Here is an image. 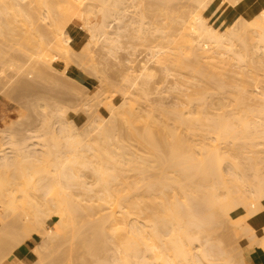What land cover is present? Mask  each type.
<instances>
[{
	"label": "bare ground",
	"instance_id": "obj_1",
	"mask_svg": "<svg viewBox=\"0 0 264 264\" xmlns=\"http://www.w3.org/2000/svg\"><path fill=\"white\" fill-rule=\"evenodd\" d=\"M51 1L54 2L58 8H60L59 11H61V15L60 12H57V7L52 9ZM193 1L197 3L198 9L193 8L194 10L192 11H195L196 9V12L194 13L195 15L190 12V15H193H189L190 18H188L190 20L185 17V20L181 21V24L177 23L181 25L180 28L178 27V33L175 35L168 34L169 31L167 32L161 28H157L156 31L160 32V34L162 33L164 38L165 36L168 37L169 43H175L174 50L177 52H173L175 54L178 53V55L184 54V56H186L185 58L187 62L190 52L191 54H196L197 52H193V38L190 37L192 33L189 31L193 30L192 32H196L197 35H199V38L197 39L199 45L198 49L201 50L200 52L204 57V60L202 59L204 62L200 59L197 61L198 63H196V66H199L197 68L200 69L199 72L203 76V82L205 83L214 79V82L216 83V89H221L222 91L224 86H222V82L224 81L223 77L227 78L229 74L226 73L225 70L224 72L222 71V69H224L223 67L222 69L219 67L221 71L216 70L215 68H217V66L213 64L212 60L218 57V61L225 63V65H230V63L233 65V62H236L235 60L239 62L241 61L239 63L241 64L242 61H245L246 57L249 58V55L251 56V53L254 54L256 51L259 52V50H261L260 52H264V0ZM20 2L19 0H4V5L2 8H0V13H2V11L5 9L8 10L7 8H11L10 10L13 9V12L17 11L19 15L22 16L21 13H24L26 10L24 11L23 8V10L21 9ZM36 2L41 9L43 8V11L44 8H46L47 10L45 9V11H48L49 13L54 11V15L55 13H59L61 16L57 21H53L55 27L51 23L55 30L50 32L52 33L50 41L48 40L47 42V40L44 39H47V37H45V35L40 32L38 21H41V19H48L49 17H52L53 19L55 18L54 20H56L59 15H57V17H55L56 15L53 17V13L51 14L52 16H50V14L47 15L48 12H46L47 14L45 13L41 19V16L37 19V15H35L36 17L32 15L33 12L26 14V11L23 14L24 20L22 18V23H29V34H31L30 32L35 34L38 33V39L36 40L38 43H34L38 45L37 47H39L44 54L46 53V57H44L46 58L47 62L53 66L55 64V67L58 66L61 69L63 67H69L67 65L70 64V53H75V56H77V54L81 55L86 48L88 51L85 50V53H88L90 48L89 44L100 37H103V39L107 42L112 41V43H114L119 41L121 33L123 32L122 29H126V27L129 25L132 26L137 24L138 32H136L138 34L141 33V35L142 32H144L142 30H145L144 14L140 15L138 19L131 17H129L128 21L126 19L128 17L127 12L130 11V7L137 6L141 0H35V3ZM31 8L33 7L31 6ZM30 10H28V12ZM6 14H8L7 11ZM13 14L11 12L12 16L15 15ZM29 14L31 15L29 16ZM31 16H34L35 19H32ZM170 17L172 18V16ZM14 18H12V21H14ZM112 18H115L117 22H119L116 39H114L115 37L113 38L110 36L108 31V27L110 26L109 21ZM124 20L127 22L125 23ZM167 22L169 24V21ZM0 23H2V21ZM2 24H0L1 27ZM175 24L176 23H174V25ZM28 25L23 26V29L24 27H28ZM70 25H75L77 28L86 33L85 43L79 50H76L73 46L74 39L68 31ZM6 26L8 25L6 24L4 27ZM45 28H47V25ZM135 28L136 26H134V29ZM253 28H258V30L261 29L262 32L259 31L260 35H257V29H254V35L258 37L252 34L251 31ZM3 29L5 30V28ZM49 29L50 28H48V30ZM10 30L14 31L11 28ZM245 30H250L251 33L248 34V31L246 32ZM243 31H245V36L242 34ZM24 33V35L28 34L26 31H24ZM50 33L48 31L46 34L50 35ZM193 34L196 35L195 33ZM247 34L249 35V38H247ZM252 35L254 37H251ZM27 36L30 37L31 35ZM234 38L239 40H236L238 41L236 42V45L239 43V47L242 46L241 50L239 51L237 50L240 49L239 47L234 50ZM178 39H180V41ZM33 40L31 41L33 42ZM226 40L228 41V44H226ZM31 41L29 43H31ZM207 42L210 44H212L211 42H214L217 46L224 48L225 51L223 50L224 52H216L219 53V56L217 54L215 55L213 54L214 52L211 51V47H207ZM249 50L250 54L248 55ZM154 52L155 55H153L157 57L162 53V51L159 50H155ZM226 52L229 54L228 57H223V54ZM263 52L262 55H264ZM87 53L86 55H90ZM256 54L258 53L256 52ZM86 55L84 56L86 57ZM165 55H167V52ZM253 56L252 59L251 57L249 58L251 61L248 58L247 61H249L250 64L257 62V65L260 66L262 63L261 61L263 60L259 61L258 58L260 63L259 65L258 61L253 59L255 58ZM175 57H177L178 60L177 58H174L177 60H173L177 63L174 65L177 66L179 63V65H182V61L180 60L181 58L179 56ZM195 57L193 59L198 58ZM157 60V62H159V57ZM229 60L230 63H228ZM252 60H254V63H252ZM201 61L204 63L203 65H200L202 64ZM190 62L191 61H189V64ZM147 63L148 62L142 63L139 74H137L135 79H132L131 82L129 80V76H125L126 79L132 83V87L133 85H138V78H142L141 80H144L145 78H149L154 75L153 72L155 71H153V68H151ZM250 64H248V66H250ZM179 65L178 67H180ZM193 65L195 64L193 63ZM255 65L256 64L253 66ZM31 66L32 68L35 67L32 72L35 73L34 71H36L35 69L37 66ZM251 66V71L249 70V74L247 71V78L260 84L262 86V89L260 88L262 90L261 92L259 91L258 93L257 91L251 89L253 87H251L249 85V81L247 82V80L244 78L242 79L244 80L242 81L243 83L238 82L239 78L237 82L234 81L240 75L239 72H237L238 70H235L239 75L237 74L236 78H234L236 73H233L234 75L231 76L234 77H230L233 78V81L237 83L236 85L234 83V85L232 84L234 89L231 91L232 94L230 96L232 98L230 101L227 100L228 98L226 99L230 104L221 103L222 107H216L217 109L214 106L217 112L212 110L213 112H210L209 114L207 109L210 105H212V101L210 99L211 97H208V92L211 89L207 90L209 88L202 87L203 83L201 82V86L196 84L198 85L199 89L197 91L195 90L197 93L193 92L195 96L192 93L191 95L194 97L189 95L191 98H189L188 101L186 100V104L188 105H194V103L198 104V109L195 111V113H199L198 116H195L197 114L194 115V111L192 112V110H187L186 112L183 109H177L178 107L176 108L177 110H171L174 111L172 112L173 114L171 113L173 116L172 119L176 122V124L178 123V125L182 127V132L186 129L190 131L193 130L192 128L194 124L196 125L198 122L200 124V130L204 132L206 131L211 135V140L206 141H209L208 143L204 144L205 141H202L201 143L203 144H198V147L195 143H193L194 145L191 144L192 141L189 140V142L186 139V136L184 137V134L179 131L181 128H177V131L174 130L175 128L173 127V129L168 128L169 126H165L164 123V125H162V122L160 125L157 122V124H155L156 120L153 121L149 116L148 118L146 117L147 119L144 121L145 123L142 125L138 124L139 122L137 118L140 117H138V113L136 114L138 116L134 114L133 110L135 106H130V101L128 109H125L124 105L127 104L130 99L128 102L123 101L125 99L127 100V98L124 96L122 97L125 99L122 98V102L119 101L121 102L120 104L113 100L115 103H112L117 105L112 104V106H110L111 109L109 112L110 115H113V117L111 118V122L109 124L107 123L108 125L105 126V123L102 124L104 121L101 120L102 123H100V125L102 124L104 126L100 127L99 124H96L100 121L95 122L96 127L99 125L101 129L98 127V131V128L96 129L94 126L98 132H96V137L94 136L95 141L93 143H90L88 138L85 139L83 137L85 142L81 137L78 139L76 133L74 134V132L71 131L72 128H70L69 125L67 126L68 128L64 127L65 125H62L63 127L60 125L61 127L59 129V133H57L61 134L65 140L63 143L58 142L57 140L56 144H52L53 146L55 145V147H57V151H55L56 153H52L53 151L50 150L52 147H47V150H50L48 153L53 155V159L51 160L52 169L49 170L48 168V171L46 168L44 169L40 166L37 167L32 160H29L36 157L35 152L37 148H33L35 144L32 143V145H30L32 146L31 148H29L28 144L26 146L23 145L24 148H17V154L12 153L13 151H10L11 153L9 154H14V157L8 154L9 150L6 151L8 146L2 147L0 149V170L2 171V169H7L5 171L3 170L2 172H5L6 176H3L10 181L4 178L0 171V176H2L6 182L8 181V183H6L4 182L5 180L3 181V179L0 177V180L2 181H0V223H3V227L0 228V230L2 229L3 231L0 232H8L7 234H9V236L13 234V237H11L14 239V241H16V243L19 242V244L22 241L20 239L19 233H16L17 230L19 231L22 229L21 231L27 239L33 235H37L40 240L38 241V244L34 246V249L32 248V254L36 257V260L33 262V264H53V250L60 247L67 241L71 242V245L72 242L73 244L75 243L76 246L75 240H77V245H79L78 241L80 242L79 246L82 251H80V249L79 251L81 253L86 252L85 254H87L89 252L90 255H96L97 257L99 251L100 254H102L104 252L101 250H106L108 245L105 248L103 240L105 238H110L108 236H111L110 239L115 236L114 240L118 236L121 238L120 240L117 238L115 242L118 244V241H120V244H116V247L119 248L118 250L122 255L117 253L120 256L118 258L117 256L113 258L114 255H112L113 261L111 262L113 263L110 262L111 259L109 257L110 260L107 258V263L105 262L107 259H102L103 262L99 261L98 264H108L109 262L110 264H148V261L152 260L148 259V257L153 258L157 264H234L235 258L233 257L234 255L230 253L231 250L227 248V246H223L221 239H218L220 237H217L216 235V239L214 236L223 227L224 229H228L229 224H227L228 222L226 218H229L231 221L235 222L234 225L239 224L241 226L238 227L239 229H235L236 233L243 228L242 226L246 224L243 230L247 232L248 237H254L252 238L253 240L251 237H249L247 241H253L255 243V237L259 235V239L256 237L255 244H260L259 248L264 255V77L262 76L263 71L260 70L262 68L264 69V64L263 66H260L262 68L259 67L260 69H258L259 72H262V75L256 72V67L258 66H252L255 68V71L253 68H251ZM162 67L166 66L162 65ZM32 68L29 67L30 70ZM198 69L195 70L194 68L193 70L197 72ZM162 70L166 72L167 69L165 70L162 68ZM241 70L243 69H240V72ZM232 71L233 70H231V72ZM243 71L242 73L244 74ZM35 74L37 75V73ZM225 74L228 75L225 76ZM242 76L245 77V75ZM0 77L3 78V76ZM7 79L10 80L8 77ZM7 79H5V81ZM5 81L3 79V82ZM19 82L21 90H28L31 87V84L26 80L22 79ZM145 82L147 83V81H143L142 83L146 84ZM205 84L207 85L208 83ZM139 85L141 84L139 83ZM252 86L254 85L252 84ZM255 90H257V88ZM226 97H229V95ZM254 97H258L260 101L259 103L258 99L255 98V100H257L256 102L259 103L258 106H256V102H254L256 105H253V103L250 104L251 100H253L252 98ZM212 106H210L211 108H209V111L213 108ZM165 111L166 110L163 112L165 113ZM168 113L170 114V112ZM168 113H165L167 114V117L170 116ZM94 120L96 121V119ZM122 127L125 128V133L127 132L131 138L137 140L141 145L148 147V149H146L148 151L143 152L147 155L143 156V153H139L137 151L136 152L141 154V156L136 154L131 156L129 155L130 152L127 151L126 146H128L130 142L127 144L125 143L127 142V139L123 140L125 137L121 135V129H123ZM198 127L199 126H197V129ZM194 129L196 128L194 127ZM118 130L122 136V139L120 136H118V139L120 138L121 140L119 139V141L116 143L117 145H115L113 140H117V137L115 138V134H117L116 132H118ZM0 132L6 135V133H8V129L0 130ZM207 133L205 136H208ZM56 134L53 136L58 139V134ZM84 135L87 137L89 136V134L87 135L85 133ZM8 137L10 138V136ZM6 143L7 141H4V144ZM52 143H54V139ZM43 144V146L48 145L45 143ZM16 146L17 145H15V147ZM245 148L248 149L251 154H253L251 156L247 151L251 157L247 156V153L246 155H243V158L246 161L248 159L247 166L245 164L246 161H243L245 165L244 169H247V171L249 170V172L251 171V174H247L248 172L246 170H241L243 167L241 165L243 163L241 165H239L240 162L238 163V165L241 166V169H238L237 167L239 166L229 160V157L231 158V156H235L239 149L240 151L243 149L242 151L245 152ZM131 149L134 150V148ZM233 150L236 152L234 155L232 154L230 156L231 151ZM244 152L242 154H245ZM87 153L92 154L90 158H88ZM37 158H40L38 157V154L36 160H38ZM44 163L45 161H43L42 164ZM226 163L229 164V168L227 167L228 170L225 169L227 172L224 170V164L226 167ZM14 165H20L21 172L20 168L18 167L12 170L9 169ZM17 168L19 169L18 171H16ZM81 169L91 172V177L93 175L94 181L92 180L91 183L88 182L89 180L87 181L85 179L87 178V175L85 177V173L83 170L81 171ZM15 171L19 174L21 173L20 176H15ZM129 171H132L135 174L134 179L132 180H129V176L126 175ZM81 172H83L84 176ZM18 173H16V175ZM11 174L12 176L14 175V181L10 179ZM19 178L21 179L17 181ZM20 182L23 183L20 184ZM33 187L41 192L40 197L38 195L37 196L42 200L32 198L30 195H28L30 194V191L26 194V190L28 188L32 189ZM74 187H76V190H80L81 192L79 193L78 191L77 194L75 193L76 191L73 192ZM17 192H21L20 196L22 194V197L25 200H22L23 198L20 197L18 198ZM35 194L36 193L34 192V195ZM85 196L87 199H85ZM85 202L91 203L84 204ZM17 203L21 204V206H19ZM18 207L23 208H19L21 209L20 211L17 209ZM15 209H17L16 213L18 214H16V217L19 216L18 218H16L14 215L16 211ZM23 209L25 210V213L23 212ZM94 209H98L99 211L101 210L100 213L102 211L103 212L99 215V213H97L99 211L97 210L95 212ZM5 210L13 211H8L6 213ZM91 211H93L96 216L98 214L99 217H96L95 214L93 215ZM13 212L14 214L12 215ZM10 213L11 216L8 215ZM6 214L9 216V218L12 217L10 218V220L13 219L12 223L8 220L9 218ZM6 217L8 219H6ZM230 220L228 221L230 222ZM81 226H86L87 229L85 231L83 230L82 232ZM15 228H17V230H15ZM230 230L232 232L234 228H230L228 234L226 233V230V234H224L225 236H229V238L230 236L232 237V234H234V232L231 233ZM85 232L87 235L83 234ZM229 233L231 234L229 235ZM213 238H215V240H213ZM257 240L260 241L257 242ZM105 242L107 244L108 241ZM251 245L253 244L251 243ZM238 246L241 248L240 245ZM239 247L237 249H239ZM83 249L85 251H83ZM65 252L67 253V250ZM61 253L63 254V252ZM61 253L60 257L63 256ZM101 256L102 255H100V257ZM22 262L21 264H24ZM58 262H60V260ZM155 262L153 263L155 264ZM85 264H87V262ZM244 264H247V262L244 261Z\"/></svg>",
	"mask_w": 264,
	"mask_h": 264
},
{
	"label": "rangeland",
	"instance_id": "obj_2",
	"mask_svg": "<svg viewBox=\"0 0 264 264\" xmlns=\"http://www.w3.org/2000/svg\"><path fill=\"white\" fill-rule=\"evenodd\" d=\"M19 2H20V0H19ZM0 4H1L0 8H2L4 5V0H0ZM20 4H21V9L23 8L24 11L25 10L27 11L26 14L33 12L32 15H34V16L37 15V17L35 16L37 19L40 16H41L40 17V19H41L42 16L45 15L46 12H48V11H45L46 8H44V11H43V8L41 9L38 6L37 2L35 3V0H33V1L32 0L31 1L30 0H21ZM53 4H54V7H53ZM31 6L33 8H31ZM51 7L53 9V8L57 7V5H55V3L51 1ZM193 8H197V3H195V1H193V0H141V2H139V4L137 6L130 7V9H129L130 11L127 12L128 17L126 19H127V21L129 19V17L138 19L140 17V15L144 14L145 30L144 29L142 30V31H144V32H142V35H141V33H139V34L137 33L138 32L137 31L138 25L135 24L132 26L131 25L127 26L126 29L124 28L125 30L122 29L123 32L121 31L122 32L121 37H120L119 41H117V42H114V43H112V41L107 42L106 40L103 39V37H100L99 39L94 40L91 42V44H89V47H90L89 52L88 53L86 52V53L90 54V55H86V53H85V50H87V48L84 50V52H82V54H81L82 56L80 54H77V56H75L76 55L75 53H73V54L70 53L69 54L70 64L67 65V66H69V67H66L67 69L64 67H63L64 69L63 68L61 69L58 66L55 67L56 66L55 64L53 66L47 62V60L45 58L46 53L44 54L41 51V49L39 47H37L38 45L36 44V43H38V42H36V40L38 39V35H37L38 33L35 34L33 32H30L31 34H29L28 33L30 31V30L28 31V29H29L28 24L29 23L26 24L27 23L26 22V23H24L25 25L22 23L24 20L23 14L26 11L24 13H21L22 16L19 15V13L17 11L13 12V9L10 10L11 8H7L8 10L5 9L4 10L5 12L2 11V13H0V17L1 18L3 17V18L2 19L0 18L1 19L0 22L2 21L3 24L2 23H0V24H2V27L5 28V30L0 26L1 27L0 28V76H3V78L0 77V130L8 129V133H6V135H5V134H2L0 132V142H1L0 143V149L2 147L8 146V148H6V151L9 150L8 154L11 153L12 151H13L12 153L17 154V152H18L17 148H22L23 145L26 146L27 144H28L29 148H31L32 146H30V145H32V143H33V144H35V146H33V148H37L35 155L37 157V154H38V157H40V158H37L39 161L36 160V157L29 159V160H32L33 163L37 167L40 166L41 168H44V169L46 168V170L48 171V168H49V170L52 169L51 160L53 159V155H50L48 152L51 150V151H53L52 153H56L55 151H57L56 150L57 147H55V145L53 146L52 144H56L57 140H58V142H62V143L65 140V139H63L61 134H58L59 129L62 125L63 126L65 125L64 127H66V128H68L67 126L69 125L70 128H72L71 131L74 132V134L76 133V136L78 139H80L79 137H81L82 140L84 138L85 139L88 138L89 139L88 141L90 143H93L95 141L96 132L99 131L100 127L104 126L102 124L105 123V126H106L112 120L111 118L113 117V115L112 114L110 115V112H109V110L111 109L110 106H112V104L115 102L120 104L123 100L122 98H124V97H126L127 100L124 98L125 100H123V101L128 102V100L130 99L128 103L125 102V103H127V104H125L127 106L124 105L125 109H128V107H129L128 105H130L129 104L130 101H131L130 106H135L134 110H133L134 114L136 115L138 113L139 116L138 115H136V116L140 117V118H137V120L139 122L138 124L142 125L143 123H145L144 121L149 116L152 118L153 121L156 120L155 124L158 123L160 125V123L162 122V125L165 124V126H169L168 128H171V129L175 128L174 130H177V131H178L177 128H181V129H179V131L182 132L181 131L182 127L180 125H178V123L176 124V122L172 119L173 118L172 112H174V111H171V110H173V109L175 110L177 107H178L177 109H183L186 112H187V110H190V111L192 110V112L194 111L193 114L194 115L197 114L195 116H198L199 113H195V111H197V109H198L197 108L198 104L197 103H194V105L193 104L192 105L186 104L188 99L191 98V96L194 97L195 96L194 93H197V92H195V90L197 91L199 89L198 85L201 86L203 83L202 87L209 88L207 90H210V89L213 90V91L210 90L208 92L210 95V96L208 95V97L209 98L211 97L210 99H211L212 105H213V106L212 105H210V106H212L213 108H214V106H215V108L216 107L221 108L222 107L221 103L225 104V103H228V101H230V99L232 98L230 96L232 94L231 91H233V89H234V87H232V86L234 84L235 85L237 84L236 82H237L238 78H239V80H238L239 83L240 82L243 83L242 81H244V80H242V79L244 78L245 80H247V82L249 81V83H250L249 85L251 87H253L251 89H253L254 91H257L258 93H259V91L261 92L262 86L260 84H258L257 82L247 78V76L249 74L250 66L251 65L253 66L254 64H256V65L253 67L258 66L257 62L254 63V60H252V63H254V64H250V62L247 60L250 57L252 59V56L254 55L253 57H255V58H253V59H256V61H258V58H259V61L260 60L264 61V58H263L264 55H262L263 51L262 52H260L261 50H259V52L256 51L258 54H256V52H255L254 54L251 53V56H250L249 55L250 50H249L248 51L249 53L247 52L249 55V58L246 57L245 61H242L241 64H239L241 61L239 62V61L235 60L234 58L233 59L236 62H233V63L235 65L234 64L232 65V63H230V60H229L228 63H230V65L227 64L229 66L225 65V63L219 62L218 57L215 58L214 60H212L213 64L217 66V68H215L216 70L221 71L220 68L222 69V67H223L224 69H222V71L224 72V70H225V72L229 74V75L227 74L228 76L225 74V76H227V78L223 77L224 81L222 82V86L224 85L227 89L223 86V89L221 91V89L220 90L216 89V83L214 82V79L211 81L205 82V83H208L207 84L208 86H207L203 82L204 79L202 78L203 76L199 72L200 69L197 68L199 66H196L197 65L196 63H198L197 61H199L200 59L204 60L203 54L200 52L201 50L198 49L199 45H198L197 39L199 38V35H197L196 32H192L193 30L189 31L190 29L188 30L190 33H192V35L190 37L193 38V40H192L193 41L192 42L193 52H196V51L197 52H196V54L192 53L193 55L191 54V52L189 55L185 54V55H188V57L190 58V59L187 58L188 59V62H187V60L185 58L186 56H184V54L178 55V53H176V54L174 53V52H177L174 50V44L175 43L174 44L169 43L168 37L165 36V38H164V35H162V33L160 34V32L156 31L157 28H161L167 32L169 31L168 34H174L175 35L176 33L179 32L178 27L180 28L181 21L185 20L184 19L185 17L188 18L190 15V12L193 15H195L194 13L196 12V9H195V11H192V10H194ZM52 9H50V10L53 11ZM56 9L58 10L57 12H60V15H61V11H59L60 8L57 7ZM56 9H54V10H56ZM28 10H30V11L28 12ZM35 10H36V12H35ZM6 11L8 14H6ZM11 12H12V14L14 13L15 15L13 14L14 16H12ZM52 13H53V17L55 15H56L55 17H57V15H59V13H55V15H54V11ZM52 13L48 12V14L47 13L46 14L47 15L50 14V16H52L51 15ZM192 14L190 16H193ZM30 15L31 14H29V16ZM60 15L57 17L56 20H54L55 18L53 19L52 17L48 16L49 17L48 19H45V20L41 19V21L40 20L38 21L39 22L38 24L40 27L39 30L43 35H45V37H47V39L43 37L45 40H47V42H48V40L50 41V38L52 37V33H50V32H53L52 30H55L54 29L55 25L53 24V21L54 22L57 21L58 18L61 17ZM34 16L33 17L31 16L32 19L33 18L35 19ZM170 16H172V18ZM175 17L177 18V20ZM12 18H14V21H12ZM22 18H23V20H22ZM125 20H124V22H125ZM167 21H169V24ZM233 22H235V21H233ZM4 23H5V25L6 24L8 25V26H6L7 28L4 27L5 26ZM51 23L53 24L54 27L51 25ZM118 23L119 22H117V20L115 18L114 19L112 18L109 21L110 26L108 27V31L110 33V36H112L113 38L115 37L114 39L117 38L116 33L118 32V26H119ZM174 23H176V24L174 25ZM177 23H180V24H177ZM235 24H237V23H235ZM27 25H28V27H24V29L26 28L24 30L23 26H27ZM46 25H47V28H45ZM134 26H136V28H135L136 30L134 29ZM174 26H175V28H174ZM239 27H240V25H239ZM10 28L14 31H11ZM48 28H50V29L48 30ZM169 28H171V29H169ZM254 29L255 28H253L251 31L253 35L255 34L254 31L256 29H257L256 30L257 35H260V32H262L261 29H259V30H258V28H256L255 30ZM47 30L49 31L50 35L46 34L48 32ZM24 31H26L28 33V34L26 33L27 35H31L32 37L24 35L25 34ZM68 31L71 32V35L74 39V42H73L74 48L76 50H79L81 48V46H83L85 43L86 33L84 31L80 30L79 28H77L75 25H70L68 28ZM72 31H74V32L72 33ZM245 31L242 32L243 35H244ZM247 31L246 32L248 34L251 33L250 30H247ZM74 33H77V34L74 35ZM193 33H195L197 36L194 35ZM248 34H247L248 37L246 36L247 38H249ZM253 35L251 37L256 36V35H254V36ZM33 36H34V40H33ZM48 36H49V38H48ZM256 37H258V36H256ZM31 40H33V42ZM178 40L180 41V39H178ZM236 40H238V39L233 40L235 42L234 43L235 44L234 50L240 46L239 43H238V45H236V42L239 41V40L238 41H236ZM30 41H31V43H29ZM34 42H36V43H34ZM207 43L209 44V45L206 44L207 47H211L210 49H211V51L214 52L213 54H215V55L217 54L219 56V53H216V52L224 50V48L217 46L214 42H211L212 44H210L209 42H207ZM226 44H228L227 40H226ZM241 47H239L240 49H237V50L238 51L241 50ZM250 48H252V47H250ZM155 50L162 51V53L158 56L160 63L157 62L158 57L154 56ZM253 50H255V49H253ZM164 51H165V53H164ZM166 52H167V55H165ZM226 53L223 54V57H225V56L228 57L229 54L227 53V55H226ZM263 54H264V52H263ZM84 55H86V57ZM196 55H198V56H196ZM175 56H179L181 58L180 60L182 61V65H179L180 63L178 62L179 63L178 65L180 67H178V65L177 66L174 65V64H177L175 61L178 60V58ZM193 56L194 57L196 56L198 58L195 57L196 59H193L194 58ZM161 58H162V60H161ZM174 58L175 59L177 58V60H175ZM233 59H231V60H233ZM173 60H175V61H173ZM189 61H191L190 64L193 67V69L194 68H195V70L198 69L197 72L192 69V67L189 64ZM202 61H201V63H202ZM259 61H258V64L260 65ZM263 61H261L262 63L260 66H263V64H264ZM144 62H148L147 64L151 68H153V71H155V72H153L154 75H152L149 78H145L146 80L145 79L141 80L142 78H138L139 79L138 85L136 84L137 86L133 85V87H132L131 86L132 83H130V82L132 79H135L137 74H139V72L141 70L140 67H141L142 63H144ZM243 62H244V64H243ZM50 63H51V61H50ZM193 63L195 65H193ZM157 64H159V65H157ZM203 64L204 63H202L200 65H203ZM246 64H247V66H246ZM248 64H250V66H248ZM31 65H33V67H34V65L39 67V68L36 67V69H35L38 72L34 71L35 73H37L38 76L35 73H32L33 69L35 67L32 68ZM162 65L163 66L165 65L166 67H162ZM21 66H22V68H21ZM129 66H131V67H129ZM181 66H182V68H181ZM252 66H251V68H253ZM260 66L256 67L257 68L256 72H258L259 74L262 73V72H259V70H258V69L262 68ZM29 67H31L32 69L30 70ZM232 67H233V69H232ZM130 68H131V70H130ZM162 68H164L165 70L167 69L166 72L164 70H162ZM226 69L228 70V72ZM240 69H243L246 71L241 70V72H240ZM231 70H233V71L231 72ZM235 70L236 71L238 70L237 72H239L240 75L238 73H236ZM253 70L255 71V68H253ZM260 70L263 71V75L262 74L261 75L264 77V69L262 68ZM42 71H43V73H42ZM242 71L244 72V74L242 73ZM247 71H248V74H247ZM28 72H29V74H28ZM233 73H236V74L234 75ZM39 74H41V75H39ZM237 74L239 76L236 78ZM127 75L130 78L129 79L130 82L128 79H126V77H128ZM231 75H234L235 77L231 76ZM242 75H245V77H243ZM39 76H41V77H39ZM132 76H133V78H132ZM7 77L10 78L11 81L9 79H7ZM230 77H234V78H236V80H234L233 78H230ZM3 79H4V81H5V79H7V80L5 82H3ZM22 79L28 81L31 84V87L28 90H21L20 89V82L19 81ZM200 80H202V81H200ZM233 80L236 82H234ZM143 81H147V83L145 82L146 84H144V83H142ZM250 81L255 82V83H252ZM139 83L141 85H139ZM196 84H198V85H196ZM252 84L254 86H252ZM204 85H206V86H204ZM142 86H144V87H142ZM256 88H257V90H255ZM143 91H145V92H143ZM227 92H229V93H227ZM125 93H127L128 96ZM192 93L194 96L191 95ZM225 93L228 94L229 97H226L228 95H226ZM119 94H121V95H119ZM189 95H191V96H189ZM122 96H124V97H122ZM255 98L258 99V97L252 98L253 100H251L250 104H252V103H253V105L257 104L256 106H258L260 101L258 99L259 103L256 102L257 100H255ZM210 99H209V101H210ZM113 100L115 102H113ZM119 101H121V102H119ZM211 101H210V103H211ZM254 102H256V104ZM107 104H109V105H107ZM228 104H230V103H228ZM228 104H226V105H228ZM113 105H117V104H113ZM210 106H209V108H211ZM223 106H225V105H223ZM209 108L207 109V112H209V114H210V112H213L214 110H215L214 112H217L216 111L217 108L216 109L212 108V109H210V111H209ZM164 110H166L165 113L170 112V114L168 113V115H170L171 118H170V116H168V117L166 116L167 114H165L163 112ZM135 111H136V113H135ZM94 119H96V121ZM101 120L104 122L102 123ZM97 121H100V122H97ZM95 122H97L96 124H99V125H100V123H102V124L100 125V127L98 125V127H99L98 128V127H96ZM166 124H168V125H166ZM198 124H199L198 122L196 125L194 124V126L192 128L193 130H191V131L186 129V130H183V132H182L184 134V137L186 136L187 137L186 139L188 141L189 140L192 141L191 144L195 143L197 145V147H198V144H201V145L203 144V143H201L202 141L203 142L205 141L204 142V144H205L211 140V135L205 131L208 135V136H205L206 133L204 131L200 130V124L199 125ZM94 126L96 127V129L98 128L97 129L98 131L94 128ZM197 126H199L198 129H197ZM194 127L197 129V131H196V129H194ZM73 129H74V131H73ZM92 129L96 130V131H93ZM183 129H185V128H183ZM121 130H122L121 135L123 137H125L123 140L127 139V142H125V141L124 142L127 144L130 142L128 144V146H126L127 151L130 152V154H129L130 156L133 154L141 156V154H139V153H143L144 151H148V150H146V149H148L147 146L141 145L137 140H134L133 138H131L127 132H126L127 133L126 134L125 128H123ZM53 132H54V134H53ZM90 132H92V133H90ZM122 132H124V133H122ZM56 133L58 134V136H57L58 139L53 136ZM84 133L87 135L89 134V136L88 137L85 136ZM116 133L118 134V135L115 134V138L117 137V140L115 138H114L115 140H113L115 142V145H117L116 143L120 139V138L118 139V136H120L122 139V136L120 135L119 130ZM198 133H200V134H198ZM204 133H205V135H204ZM7 135L10 136V138ZM52 136H53V138H52ZM61 137H62V139H61ZM207 137L208 138L210 137V138L208 139ZM1 138H3V139H1ZM92 138H93V140H92ZM53 139H54V143H52ZM85 139L83 140L84 142H85ZM129 139H131V140H129ZM207 140H209V141L206 142ZM4 141H7V143L4 144ZM88 141H86V142H88ZM48 142H50V143H48ZM43 143H45L46 145L48 144V145L43 146L44 145ZM36 144H38V145H36ZM15 145H17V146L15 147ZM201 145H199V146H201ZM42 146H43V148H42ZM10 147L14 148V149H11ZM47 147H49V148L52 147V148L50 150H47ZM131 148H134L135 151L132 150ZM40 149H42V150H40ZM52 149H54V150H52ZM129 150H132V151H129ZM242 150L243 149H241V151H240V149H239L238 152H236L234 150H233L234 152L231 151L230 156L232 154L234 155L235 152H236V154H235V156H233L234 158L231 156V158H233V159H231L229 157V160L231 162H234L236 165H238L239 162H240L239 165H241L243 163L241 165V166H243L242 169H241V166H239V165L238 166L240 168L239 167H237V168L247 171V169H244V166H245L244 162L246 160L243 158V155H246L248 149L245 148L244 149L245 152ZM136 151L139 153H137ZM117 152H118V149H117ZM133 152H135V153H133ZM243 152L245 154H242ZM146 153H148V152H146ZM249 153H247L248 154L247 156L251 157L253 154L250 153V155H251L250 156ZM143 154H142L143 156L147 155L145 153H143ZM9 155H12V154H9ZM91 155L92 154H88L87 155L88 158H90ZM12 156L14 157V154ZM246 158H248V157H246ZM41 159H42V161H41ZM91 159H93V158H91ZM34 160H35V162L36 161L37 162L35 163ZM93 160H95V159H93ZM43 161H45L44 164H42ZM246 162H245V164L247 166L248 165V159ZM16 167L20 168V172H21V166L20 165H14L9 169H11V170L16 169ZM227 167L229 168V164L226 163V167L224 164V170L225 169L228 170ZM18 168L16 171L19 170ZM245 168H247V167H245ZM3 170L5 171L7 169H2V171ZM82 170L85 173V177L87 175V178H85V177L84 178L87 181L89 180L88 182L91 183L93 180V175L91 177L92 173L88 172L84 169H81V171ZM2 171H1V173L3 176V175H5V172H2ZM16 171H15V176H18V175L20 176L21 173L19 174ZM83 172H81V173L83 174ZM225 172H227V171L225 170ZM247 172H246L247 174H251V171L249 172V170H248ZM16 173H18V174L16 175ZM126 175L129 176V180H132V179H134L135 174L132 171H129V172H127ZM2 176H0V177L4 181L5 180L4 178H6V177L3 176L4 177L3 178ZM13 176L11 174L10 175L11 178L10 177L9 178L13 180L14 179ZM83 176H84V174H83ZM20 179L21 178L17 179V181ZM8 181H10V180H8ZM8 181L6 182V180H5L4 182L8 183ZM22 183L20 182V184H22ZM33 188L32 189L28 188L26 190V194L29 193V191H30V194H28V195H30L32 198L40 199L39 197L41 195L40 194L41 192H39L35 188H34L35 189L34 190ZM75 188L76 187H74V189ZM74 189H73V192L76 191L75 192L76 194L78 193V191H79V193L81 192L80 190H76V189L74 190ZM77 189H79V188H77ZM32 190L36 193L35 195H34V192ZM20 193H18V195H17L18 198L19 197L23 198L22 194L20 196ZM23 195H24V193H23ZM79 198H81V197H79ZM35 199H33V200H35ZM85 199H87V197ZM19 200H18V202H19ZM22 200H25V199L23 198ZM40 200H42V199H40ZM86 202L84 204H90L91 203V202H89V203H86ZM17 204L19 206H21V204H19V203H17ZM19 208H21V207H18L17 209H19ZM51 208H53V207H51ZM17 209H15L16 210L15 214H14V212L12 213V215L14 214L15 217H16V214H18V213H16ZM21 209H19V210L21 211ZM98 209H96V210L94 209L95 212ZM8 211H11V210H8ZM8 211H6V213ZM20 211H19V213H20ZM100 211L97 212V213H99V215L103 212L102 211L100 213ZM23 212L25 213V210ZM91 212L93 215L95 214V213H93V211H91ZM8 215L11 216V213ZM8 215H7V217L9 218ZM99 215L97 214V216H96V214H95L96 217H99ZM7 217H6V219H8ZM15 217H14V219H15ZM18 217H16V218H18ZM10 218H12V217H10ZM10 218L8 220L11 221V223H12L13 219L10 220ZM226 220H227V222H228L227 224H229L230 228H232V229L234 228V230H232V232H234V234H235L236 233L235 229H239L238 227L240 225L239 224L234 225L235 222L231 221L229 218H226ZM228 220H230V222ZM17 226H19V225H17ZM229 226H228V229H224V227H223L222 229L219 230L220 234L223 236H221L219 234V232H217L214 236L216 237V235H217V237H220L218 239L219 240L221 239V241L223 242V246L224 247L227 246V248H229L231 250L230 253H232L234 255L233 257L235 258L234 264H235V262H236V264H244V261H246L247 264H250L248 261L249 257L253 256L256 258V252H261V250L259 248L260 244L259 243L257 245L255 244L256 243V237H258L259 235H257L255 237V243L251 240H250L251 242L247 241L249 239V237H251V236L248 237L247 232L245 230H243L244 226H246V224H245L244 226H242L243 227L242 229H240L239 231L237 230L238 232L235 235L232 234V237L230 236V238H229V236L226 235L228 237L227 238L224 234H226V233L228 234V231L230 229ZM1 227H3V223H0V228ZM81 227H82L81 228L82 232H83V230L85 231L87 229L86 226H81ZM15 230H17V228H15ZM21 230L22 229H20L19 231L18 230L16 231L17 234L19 233L20 239L22 241L20 244H19V242L16 243V241H14V239L12 238L13 234L12 235L10 234L12 236L11 237V236H9V234H7L8 232H4V233L0 232V248L2 247L1 248L2 250L0 249V263L1 264H21L22 261L17 260L15 258L16 250L22 246L24 241L27 240V238L24 236V234ZM226 230H227V232H226ZM0 231H3V230L1 229ZM241 231L243 234L241 233ZM86 232L83 234L87 235ZM222 232H223V234H222ZM230 232H231V230H230ZM231 233H229V235ZM237 235H239V236H237ZM108 237L111 238V236H108ZM114 237L112 239L105 238L106 240L105 239L104 240L108 241L107 244L103 240L105 248L107 245L109 247L107 246L106 250L105 249L101 250L102 252H104V253L101 252L102 254H100V251H99L97 254L98 258L96 257V255L95 256L92 254L90 255L89 252H88L89 255H88V253L85 254L86 252H83L84 254L81 253L80 251H82V250L80 249V246H79L80 242L79 241H78L79 245H77V240H75L77 248L75 246V243L73 244V242H72V245H71V242L67 241L68 244H67V242H65L60 246L61 248L60 247L55 248L58 250L54 249L56 253L53 250V259H54L53 264H82V263L85 264L86 262H87V264L88 263L89 264H98V262L99 261L101 262L102 259L103 260L107 259V258L109 259V257L111 259V260L109 259L111 262V261H113L112 255H114L113 258L116 256H117V258L120 257L119 256L120 251L118 250L119 248L116 247L117 245L120 244L119 243L120 241L117 240L118 241V244H117V242H115V240L117 238H119V240H120L121 238L118 236L114 240ZM217 237H216V239H217ZM252 238H254V237H251V239ZM257 239H259V237ZM213 240H215V238H213ZM258 241H260V240H257V242ZM222 242H221V244H222ZM247 242H248V244H247ZM114 243H115V245H114ZM249 243H250V245H249ZM251 243L253 245H251ZM37 244H38V242L34 246H36ZM238 245H240L241 248ZM34 246H33V249H34ZM78 246H79V248H78ZM72 247H74V248H72ZM238 247L241 250L237 249ZM64 248H65V250H64ZM81 248H83V247H81ZM79 249H80V251H79ZM66 250H67V253L65 252ZM68 250H69V252H68ZM195 250H197V249H195ZM238 250H239V252H238ZM83 251H85V250L83 249ZM61 252H63V254ZM60 253L63 255V256H61L62 258L60 257ZM117 253H119V254H117ZM81 254H82V256H81ZM99 254L102 256L100 257ZM120 255H122V254H120ZM73 256H74V258H73ZM148 256H151V255H148ZM76 257H77V259H76ZM78 257H79V259H78ZM1 258H2V260H1ZM108 259L105 261L106 263L108 262ZM148 259H152L153 262H155L153 258L148 257ZM236 259H237V261H236ZM35 260H36V257L32 254V250H31V255H30L29 261L22 262V263L33 264V262ZM55 260H56V262H55ZM59 260H60V262H58ZM152 260H149L148 264L153 263ZM110 262L108 264H110ZM111 263H113V262H111ZM155 264H157V262H155Z\"/></svg>",
	"mask_w": 264,
	"mask_h": 264
},
{
	"label": "crops",
	"instance_id": "obj_3",
	"mask_svg": "<svg viewBox=\"0 0 264 264\" xmlns=\"http://www.w3.org/2000/svg\"><path fill=\"white\" fill-rule=\"evenodd\" d=\"M74 31H72L73 33ZM71 35V32H69ZM77 33H74L76 35ZM72 36V35H71ZM39 241V237L37 235H33L24 243L22 244L21 247H19L16 252H15V258L17 260H21L23 262L29 261L30 255H31V250L33 246ZM250 264H264V255L261 252H256V258L253 256H250L248 259Z\"/></svg>",
	"mask_w": 264,
	"mask_h": 264
}]
</instances>
